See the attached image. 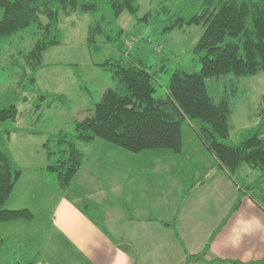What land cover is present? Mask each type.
Wrapping results in <instances>:
<instances>
[{
    "label": "trees",
    "instance_id": "16d2710c",
    "mask_svg": "<svg viewBox=\"0 0 264 264\" xmlns=\"http://www.w3.org/2000/svg\"><path fill=\"white\" fill-rule=\"evenodd\" d=\"M0 8V42L28 26L36 29L32 47L12 62L21 68L19 87L25 82L34 84L35 73L43 65L42 53L60 44V13L97 16L86 35L91 55L98 43L113 44L119 51L117 57L100 62L92 57L93 65L107 72L115 86L105 89L87 115L72 122L70 132H58L42 144L51 160L45 170L60 189L69 187L84 160L79 142L101 138L129 152L170 149L179 153L181 129L186 123L239 190L229 215L238 209L247 193L264 209V107L257 112L255 125L243 129L237 142H228L229 95L233 93L223 90L217 97L206 86L209 78L248 77L264 70V0H156L154 7L141 16L138 0H0ZM123 11L159 33L201 25L203 31L192 48L199 70L175 68L169 76L166 94L155 96L156 79L151 65L133 55V48L126 49V37L134 35L116 24ZM41 16L46 20L42 21ZM21 99L28 101L25 95ZM65 100L63 94L41 91L32 106L37 110L44 102L65 104ZM17 102L15 90L6 92L0 101V223L32 218L27 208L4 207L23 172L7 145L13 129L6 123L17 120ZM243 165L259 170L254 183L244 187L234 179ZM232 263L244 264L235 260ZM261 263L264 264V258Z\"/></svg>",
    "mask_w": 264,
    "mask_h": 264
},
{
    "label": "crops",
    "instance_id": "0c3cea01",
    "mask_svg": "<svg viewBox=\"0 0 264 264\" xmlns=\"http://www.w3.org/2000/svg\"><path fill=\"white\" fill-rule=\"evenodd\" d=\"M193 133L188 148L212 155ZM89 144L91 156L66 190L53 182L48 163L21 166L9 149L23 172L5 207L27 208L32 218L3 222L5 264L17 263L16 254L22 264H262L264 209L247 193L229 215L239 190L214 157L206 164L192 152L179 167L181 154L139 162L104 139ZM165 175L171 180L153 178Z\"/></svg>",
    "mask_w": 264,
    "mask_h": 264
},
{
    "label": "rangeland",
    "instance_id": "374dc122",
    "mask_svg": "<svg viewBox=\"0 0 264 264\" xmlns=\"http://www.w3.org/2000/svg\"><path fill=\"white\" fill-rule=\"evenodd\" d=\"M155 2L156 0H138V15L141 16L153 8ZM2 14L3 10L0 8V19ZM96 17L92 13L80 12H72L69 15L59 14L61 42L58 45L49 47L42 53L41 62L43 65L35 73L34 84L25 82L24 86L19 87L18 81L21 68L19 65H12L14 59L19 57L21 52L28 51L32 47L36 30L34 26H28L0 42V101L8 91L15 90L18 96V118L14 122H7L6 125L13 129L7 145L16 160L13 159L19 165L33 164L41 166L49 163L51 160L46 157V151L42 146L43 142L58 132H70L73 120L82 119L87 115L89 109L94 102L100 99L105 89L115 86V82L107 72L93 65L92 57L100 62L110 56L117 57L119 51L116 50L113 44L98 43L99 47L91 55L86 45L87 30ZM41 20L45 21L46 18L41 16ZM116 24L122 27L125 33L139 37L134 44L132 54L151 65L156 79L155 96L166 94L169 76L175 68L181 67L186 71L199 70L200 64L193 59L192 48L203 31L201 25L184 26L181 29L159 33L150 24L137 22L127 11H123L119 15ZM130 37H126L125 40L130 39ZM206 86L209 93L218 95L217 97L223 90L233 93L229 95L231 113L227 141L237 142L243 129L252 127L258 122L257 112L264 107V70L248 77L229 75L219 79L209 78L206 80ZM41 91L43 93L63 94L66 97L65 104L58 101L52 104L44 102L37 111H34L32 103L35 101L37 93ZM24 95L28 99L26 102L21 99ZM30 130L36 134L31 135ZM181 135L182 150L180 153H175L170 149L127 152H129L128 154L137 155L139 162H144L142 157H149L146 161L158 158L163 159L161 161L165 162L166 157L159 156L175 157L181 154L178 155L180 156L177 162L179 167L187 163L192 152H197L196 155L206 164L213 161V156L205 151L199 153L193 147L188 148L191 140H194V133L186 123L182 125ZM104 141L107 144L110 143ZM90 146L89 143H78V148L85 156L89 155V157L91 156ZM183 146L185 149H183ZM97 161H99L98 157L95 156L94 162ZM198 161L200 160L197 158L196 162ZM106 162H108L106 159H102L101 165L107 166ZM140 164L138 163V165ZM155 169L161 171L158 166H155ZM122 171L124 173L123 169ZM187 171L192 172L191 170ZM187 171L183 173L184 176L192 179ZM258 174L259 170L243 165L239 172L234 175V179L240 186L244 187L254 183ZM156 177L153 176L155 180L170 179L167 175L161 176V178ZM180 197H178L177 202ZM170 204L173 206L171 198ZM4 224L9 223L0 224V233L4 229L8 230V227ZM9 229L19 233L18 226ZM2 254L3 252L0 251V264H5ZM19 255L16 254L15 257L17 263L22 264ZM15 257L12 259L14 260ZM9 261L10 259L7 260L6 264Z\"/></svg>",
    "mask_w": 264,
    "mask_h": 264
},
{
    "label": "built area",
    "instance_id": "2783aa9c",
    "mask_svg": "<svg viewBox=\"0 0 264 264\" xmlns=\"http://www.w3.org/2000/svg\"><path fill=\"white\" fill-rule=\"evenodd\" d=\"M138 39V36H131L130 39L125 40L126 49L131 50Z\"/></svg>",
    "mask_w": 264,
    "mask_h": 264
}]
</instances>
